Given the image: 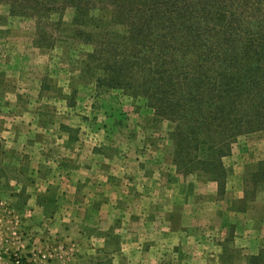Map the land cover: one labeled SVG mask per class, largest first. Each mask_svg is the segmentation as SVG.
Segmentation results:
<instances>
[{
    "label": "rangeland",
    "instance_id": "obj_1",
    "mask_svg": "<svg viewBox=\"0 0 264 264\" xmlns=\"http://www.w3.org/2000/svg\"><path fill=\"white\" fill-rule=\"evenodd\" d=\"M113 1L48 14L0 0V264H264V124L239 108L230 126L191 81L141 93L168 60L128 63ZM153 2L174 27L201 24L210 48L232 40L236 60L264 29V0ZM118 70L126 88L109 85Z\"/></svg>",
    "mask_w": 264,
    "mask_h": 264
},
{
    "label": "trees",
    "instance_id": "obj_2",
    "mask_svg": "<svg viewBox=\"0 0 264 264\" xmlns=\"http://www.w3.org/2000/svg\"><path fill=\"white\" fill-rule=\"evenodd\" d=\"M21 1L23 2L21 5L27 11L32 12L38 9L50 14V12H53L52 8L68 4L73 6L75 11L81 10L80 6L83 4H85L86 10H92V7L89 6V0ZM113 4L115 10L112 11V15H117L113 16L110 20L111 24L115 25L116 23L121 28L129 30L130 38L132 37L130 41L125 42L124 40H119L117 43L118 47L125 46L129 50L134 51L133 54L131 52L132 55L127 56L130 58V62L128 63L138 66L142 62H149L148 59L151 58V55L160 56V54L168 60L165 69L160 70L158 66L157 68L155 66L152 71L147 69L148 72L140 74L142 77H147L145 81L146 87H137V89H141V93H145L144 95L146 96L151 92L153 95L155 90L163 89L162 96H170V91H180V87L187 84L190 86V83L186 82L191 81L194 84V96L191 99H199L198 102H200L203 98H211L212 102H210V105L214 104L215 108H221L218 116L220 118L227 116L230 126L238 124L240 121L245 123V116L238 118L233 115L239 108L250 111L252 114L250 123L255 122L256 118H258L259 122L264 124V92H259L257 88L259 85L257 76L264 73V29L257 28V32L253 30L245 32L246 40L249 44L242 45V56L236 60V55L232 54L235 48L229 47L227 43L232 40L225 38L224 43L220 46L210 48V43H208L207 36H205V31H202L204 28L200 26L201 24H196L194 21H187L186 23L178 24V27H174L170 23L171 19L169 17L165 18L159 14L160 8L157 6V3L154 4L153 0H114ZM129 4L132 5L131 8L128 7ZM9 11L11 13L14 12L12 7ZM118 14L124 16L122 21H118L120 18ZM178 14L176 19L182 18L183 10H179ZM76 17L83 19L84 15L79 13ZM111 24L110 26H112ZM196 27H200L201 29L199 34L196 33L200 29ZM174 30H181L182 32L180 37L183 43H179L178 48L176 47L178 41L171 40L170 31ZM135 39L137 40L138 46L133 43ZM165 44L166 47L162 48ZM131 45L134 48L137 47L138 51L133 47H129ZM219 50L222 51L217 52ZM176 54H180V59L182 60L194 55L195 60L193 61L196 62L199 68L200 76L194 74V69L191 70V67L182 60L177 62L175 60ZM245 60L248 61V66L244 63ZM252 62H254V66L251 67ZM259 63H263V65ZM234 67H238V70ZM240 68H243L245 72L241 73ZM122 73L121 70L115 72L114 81L109 83V85L126 88L127 84H121L119 81ZM130 73L132 74V72ZM194 75L195 77L188 80L189 76ZM234 76L241 77L242 81H239V78ZM230 80H234L233 84H230ZM203 81L208 82V84L204 86ZM128 86L130 88L132 87L130 84ZM243 88L246 90H243ZM262 90L264 91V89ZM258 96H262V98L259 100ZM159 100L160 102L162 101L161 98ZM162 106L164 104H161ZM175 108V105L167 106L166 111L173 116Z\"/></svg>",
    "mask_w": 264,
    "mask_h": 264
},
{
    "label": "crops",
    "instance_id": "obj_3",
    "mask_svg": "<svg viewBox=\"0 0 264 264\" xmlns=\"http://www.w3.org/2000/svg\"><path fill=\"white\" fill-rule=\"evenodd\" d=\"M243 253H244V252H243ZM254 253H255V252H252V251H251V252H247V253H245V254H251V255H252V254H254ZM243 255H244V254H243Z\"/></svg>",
    "mask_w": 264,
    "mask_h": 264
}]
</instances>
